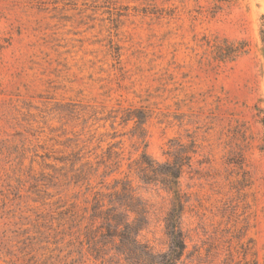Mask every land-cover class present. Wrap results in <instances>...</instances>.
I'll use <instances>...</instances> for the list:
<instances>
[{
	"label": "rangeland",
	"instance_id": "374dc122",
	"mask_svg": "<svg viewBox=\"0 0 264 264\" xmlns=\"http://www.w3.org/2000/svg\"><path fill=\"white\" fill-rule=\"evenodd\" d=\"M223 42L245 51L216 60ZM263 119L264 0H0V264H115L92 214L124 185L166 251L170 195L137 161L171 139L191 156L176 264H264Z\"/></svg>",
	"mask_w": 264,
	"mask_h": 264
},
{
	"label": "trees",
	"instance_id": "16d2710c",
	"mask_svg": "<svg viewBox=\"0 0 264 264\" xmlns=\"http://www.w3.org/2000/svg\"><path fill=\"white\" fill-rule=\"evenodd\" d=\"M243 45L244 42L215 43L213 46L215 59L233 60L245 51ZM147 113L143 108H128L120 118L123 123L133 121L137 126L145 122ZM262 126L264 128V119ZM261 148L264 151V135ZM188 149L189 145L180 143L178 139H171L167 150L164 151L167 155L165 161L157 162L145 151L141 152L137 161L139 179L146 183L153 181L160 184L170 195V207L164 219L165 233L168 237L166 251L153 252L137 239L139 231L146 222L147 206L127 185L121 190L106 193L109 196L106 203L103 200L106 194L96 198L92 220L100 222L103 238L115 243L111 256L115 258V264H176L181 257L185 247L180 227L184 202L179 193L178 181L183 167L190 163L191 156Z\"/></svg>",
	"mask_w": 264,
	"mask_h": 264
}]
</instances>
